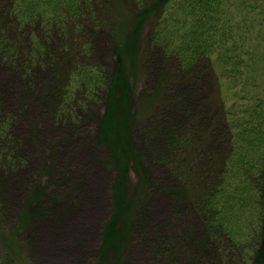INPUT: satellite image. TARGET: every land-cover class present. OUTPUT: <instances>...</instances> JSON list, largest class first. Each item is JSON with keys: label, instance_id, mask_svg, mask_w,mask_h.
Segmentation results:
<instances>
[{"label": "trees", "instance_id": "16d2710c", "mask_svg": "<svg viewBox=\"0 0 264 264\" xmlns=\"http://www.w3.org/2000/svg\"><path fill=\"white\" fill-rule=\"evenodd\" d=\"M128 1L136 10L133 29L118 35L113 0H0V77L8 75L0 78V264L40 258V229L53 228L62 238L66 222L83 214L91 174L77 175L71 165L88 143L108 150L112 180L99 264L113 246L123 264L132 242L130 253L141 243L153 264L167 257L177 264L180 254L185 264L221 256L232 264H264V0ZM152 15L139 58L140 33ZM138 75L150 96L132 114ZM12 84L23 118L32 115L27 106L37 94L32 108L46 111V131L58 147L76 146L55 192H46L54 163L41 167L27 188L36 166L18 132L19 116L9 109ZM86 112L98 116L92 134L87 126L94 115L83 119ZM31 123L30 142L38 139L36 116ZM88 155L92 162L100 158L97 149ZM134 156L149 188L155 186L130 205ZM157 166L176 185L164 187L158 173L151 181ZM25 191L17 210L12 198ZM166 199L173 202L169 216L186 206L182 229L158 212ZM120 220L126 227L116 241Z\"/></svg>", "mask_w": 264, "mask_h": 264}, {"label": "rangeland", "instance_id": "374dc122", "mask_svg": "<svg viewBox=\"0 0 264 264\" xmlns=\"http://www.w3.org/2000/svg\"><path fill=\"white\" fill-rule=\"evenodd\" d=\"M114 2V14L117 24V34H123L127 35L131 32L133 29V23L136 16V10L134 11L131 7L128 0H113ZM155 23L154 16H150L147 18L142 31L140 33L139 37V58L142 57L143 53L145 52V47L148 39V34L150 32V29L153 27ZM141 65V60L139 61V67ZM138 85L135 93L132 96V110L133 113L138 114L142 109L144 108V99L145 96H150L149 94H144V87H143V80L142 76L138 75ZM2 78H6L7 80L8 75L3 74ZM4 80V84H5ZM18 85L12 84L10 93L12 94L10 96V104L12 106H9V109L13 112H15L19 116V124H18V132L22 136V138H26L28 143H31V146H27V142L25 143V146L28 151V160L32 162V164H35L36 168L32 169L30 174L27 176L26 180L27 182V188L34 185V180L36 179V174L40 171L41 167H49L54 163L55 166V174L53 175V181L54 184L52 186H49L47 193L55 192L54 185L58 184L57 181L61 179L62 177V168L66 167L67 160L70 154L73 152V150L76 149V146H74L72 149H67L65 146L58 147L57 145V138L52 137L49 135V132L46 131L45 126V119L47 117L46 111L42 110L41 114L36 108H32V104L34 103V96L37 94H32L30 97V101L28 103L27 108H31L32 115H30L29 120L22 117V114L20 111V103L21 98H18ZM4 91L6 92V89L4 88ZM218 91H215V94H217ZM33 98V100H32ZM200 99L201 97L195 98V100ZM102 112V111H101ZM100 113V112H99ZM98 113V114H99ZM101 114V113H100ZM94 114L92 112H86L84 114L83 119H87L88 117H92ZM38 119V127H37V136L38 139H33L30 142L31 139V125L33 119ZM96 115H94V118L89 123V126H87V130L89 132L94 133L96 131V127L98 124ZM47 122H49L47 120ZM87 131V133H88ZM58 132V131H55ZM87 133H83L82 137L86 138ZM210 141H207V145ZM76 143H73L72 145H75ZM88 147L84 150H82L81 154H79V158L73 162L71 165L72 170L79 175L83 171L89 172L91 174V184L90 186L84 190L83 197L86 200L85 206H84V212L82 215H79L77 218L71 219L70 221L66 222L64 227V233L63 237L60 238L57 231H55L53 228H43L40 229L38 232V235L42 237L41 241L42 243L40 245V253H42L40 258L37 254L29 257L28 255L25 258L26 264H99L100 263V255H96V249L99 250L101 246L103 245L102 242V229L104 222L107 220L108 213L110 212V205L111 200L109 196V186L111 180V170L108 169V153L105 149H101L98 144L94 143H88ZM57 146V148L55 147ZM56 149V150H55ZM98 150L100 153V158L98 160H95L92 162V158L88 155L90 151ZM105 150V151H104ZM203 152L206 151V148L201 149ZM55 154V155H54ZM56 154H58V159L56 158ZM77 156V157H78ZM138 156L132 157L131 166H129V183H128V200L129 204L133 205V203H136L138 199H140V196H146L147 194L154 191V186L152 185L151 188H149V182L146 181L145 175L143 171L141 170V166L138 165ZM57 159V161H55ZM45 163H44V162ZM123 163V161H122ZM161 175L160 183L163 182L164 187L176 185L175 178H171L169 176V173L166 169H164L162 166L153 167V174L151 176L152 179H156V174ZM49 180L48 174H44L42 176V184L45 185L46 182ZM155 182V181H154ZM15 185V184H14ZM12 185V186H14ZM18 186V185H15ZM25 194L20 195L17 198H12L15 204H18L17 210L19 207L24 204ZM53 199V198H51ZM50 199V200H51ZM87 201H91L93 203L92 207H89L87 204ZM52 202L55 203H62L59 199H54ZM172 201L170 199H166L164 202H160L156 206L158 207V212L162 213V217L164 219H167L169 217V220H171L172 224L180 225L181 229L184 227L183 225L186 224V221L189 220V212L186 209V206H181L179 209V213H170V216L168 213L172 210L173 207ZM135 206V205H134ZM133 206V207H134ZM34 207V206H33ZM108 207V209H107ZM133 207L130 210L133 211ZM149 207L152 209V213L156 214L155 208L152 205H149ZM16 210V211H17ZM109 211V212H108ZM156 222H154L151 226L152 232L154 236L157 234L154 233L158 231V227L155 226ZM117 227H119L120 231L117 232L116 238L118 241V238L121 237L123 229L126 227L123 221H119ZM159 230H162V228L159 226ZM178 238H183V233H181L178 230ZM49 238V239H47ZM86 244V250L83 251L82 246ZM134 242H132L129 245V250L127 249L125 259L123 264H153L155 261H153L150 257H148L146 251L141 249V243L140 249L136 250L131 254V247H133ZM182 250L186 247L184 245L181 246ZM98 252V251H97ZM100 253V251H99ZM182 256H185L183 254H180L179 256L175 257L177 264H185V260ZM191 256H193L191 254ZM214 256V255H213ZM119 252L117 251V248L113 246L110 248L107 252V256L105 258V261L103 264H118L119 261ZM194 257V256H193ZM199 258V257H197ZM196 257L192 258L190 257L188 259L189 264H196ZM170 261V258L167 257L163 263L161 264H168ZM160 264V263H156ZM201 264H232L230 261V258L221 256L217 260L214 258L208 257L205 261H202Z\"/></svg>", "mask_w": 264, "mask_h": 264}]
</instances>
